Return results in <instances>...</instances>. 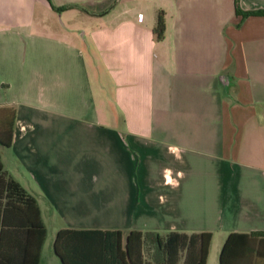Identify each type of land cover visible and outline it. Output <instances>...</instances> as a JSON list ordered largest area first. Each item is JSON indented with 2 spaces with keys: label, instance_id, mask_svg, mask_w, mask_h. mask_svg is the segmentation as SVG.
Segmentation results:
<instances>
[{
  "label": "crops",
  "instance_id": "crops-1",
  "mask_svg": "<svg viewBox=\"0 0 264 264\" xmlns=\"http://www.w3.org/2000/svg\"><path fill=\"white\" fill-rule=\"evenodd\" d=\"M0 108L15 114L2 170L39 211L27 225L0 184V264H33L36 222L38 264H62L66 228L120 230L122 246L141 231V264H198L203 232L205 264H264V15L235 0H0Z\"/></svg>",
  "mask_w": 264,
  "mask_h": 264
},
{
  "label": "trees",
  "instance_id": "trees-1",
  "mask_svg": "<svg viewBox=\"0 0 264 264\" xmlns=\"http://www.w3.org/2000/svg\"><path fill=\"white\" fill-rule=\"evenodd\" d=\"M235 13L245 18L249 15H264V10L240 9L235 0ZM165 23L162 11L157 15V22L153 28V33L157 40L164 37ZM3 114V115H1ZM3 116V119L1 118ZM15 114L11 109L0 108V145L9 146L12 140L13 125ZM0 184L6 190V195L10 196L15 192V201L19 202L21 208L24 204L27 212V225L33 227L29 220L28 213L34 211L39 214L34 199L3 170L0 162ZM15 205H17L15 203ZM34 227L40 230V242L35 249L33 264H38L41 245L45 239V228L43 224L36 222ZM142 232L131 230L122 246L120 230H100V229H60L54 239V251L59 256L62 264H141L142 263ZM196 239L200 259L198 264H205L209 243L210 233H200L191 236V240ZM228 242V240H227ZM224 244L222 254L226 248Z\"/></svg>",
  "mask_w": 264,
  "mask_h": 264
}]
</instances>
